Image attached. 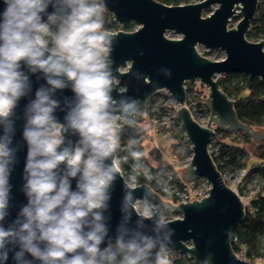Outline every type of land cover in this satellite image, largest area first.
Listing matches in <instances>:
<instances>
[{"label": "clouds", "instance_id": "clouds-1", "mask_svg": "<svg viewBox=\"0 0 264 264\" xmlns=\"http://www.w3.org/2000/svg\"><path fill=\"white\" fill-rule=\"evenodd\" d=\"M3 4L0 264H7L9 253L13 264H161L160 252L170 243L174 229L168 227L162 210L150 203L145 204L147 216L138 213L130 194L123 201L125 215L115 243L109 241L100 248L108 233L103 212L110 200L109 188L119 175L114 156L116 129L120 122L133 124L141 114L140 101L128 97L127 85H121L120 66L113 67L115 39L104 26V0H3ZM22 63L30 73H41L47 86L37 89L24 110L22 138L27 156L22 191L27 204L5 228L9 176L15 162L10 118L18 101L31 91ZM124 63L131 66L134 61ZM66 88L74 98L66 101L68 111L61 124L54 116L60 102L53 96ZM68 132L77 134L79 140L74 147L62 148ZM131 155L139 157L140 153ZM109 158L112 162L106 164ZM77 177L72 191L70 181ZM129 207L139 217L135 229L126 227ZM145 220L151 221L147 231ZM201 264H211L210 254Z\"/></svg>", "mask_w": 264, "mask_h": 264}, {"label": "water", "instance_id": "water-1", "mask_svg": "<svg viewBox=\"0 0 264 264\" xmlns=\"http://www.w3.org/2000/svg\"><path fill=\"white\" fill-rule=\"evenodd\" d=\"M258 1L203 0L195 4L166 6L156 0H104V11L113 16L114 23L120 26L135 23L139 26L132 32L111 33L115 39L111 54L113 67L120 66L118 75L121 85H127V96L140 101L141 114L134 123L143 120L151 97L157 91L167 90L173 101L181 106L177 113L180 125L171 136L185 139L192 152L190 162L182 173V181L190 184L199 178H205L211 188L207 190L208 196L200 201L172 204L163 200L147 184L130 187L116 165L114 152L120 176H117L109 188L110 200L103 212L108 233L100 245L101 249L107 247L109 241L115 243L117 229L125 215L122 211L123 201L130 194L136 203H150L155 209L180 216L167 221L170 224L168 227L174 229L167 249L185 255L196 264H201L209 254L211 264H252L237 258L231 247V235L245 220L244 206L238 195L223 183L208 146L214 135L213 127L229 134L242 133L258 143L263 140L258 132L237 119L234 102L220 90V80L228 74H244L264 83V41L252 43L246 39ZM213 7V12L204 17L203 13ZM3 10V0H0V12ZM52 11L51 7L47 9L48 13ZM233 17H239V21L235 28L229 29ZM46 18L45 15L44 19ZM168 32L180 35L181 38L168 39L165 37ZM199 46L209 52L221 50L225 58L212 61L198 53ZM128 60L134 61V64L129 66L124 63ZM21 71L28 75L31 91L18 101L10 118L14 127L11 147L15 149V162L9 176L11 191L8 215L3 222L5 228L16 220L21 208L27 204L22 191L27 156V144L22 138L24 110L35 99L37 89L47 86L41 73H30L23 63ZM136 73H139L138 79L135 77ZM197 82L208 90L209 120L206 127L195 122L185 107L184 85H194ZM113 97L119 99L115 92ZM73 98L70 88L58 90L54 94L53 99L60 102V107L54 112L59 123H64L68 111L66 101L70 103ZM261 101L264 103V97ZM64 139L62 148L69 144L74 147L79 136L68 132ZM111 162V158L105 161L106 164ZM63 169L64 165L61 164L60 171ZM77 179L78 177L70 181L72 191L76 190ZM125 184L132 190L130 193ZM127 214L129 220L126 227L135 229L139 217L131 207L127 208ZM144 225V231H147L151 227V221L145 220ZM7 264H13L11 253ZM34 264L39 262L34 261Z\"/></svg>", "mask_w": 264, "mask_h": 264}, {"label": "trees", "instance_id": "trees-1", "mask_svg": "<svg viewBox=\"0 0 264 264\" xmlns=\"http://www.w3.org/2000/svg\"><path fill=\"white\" fill-rule=\"evenodd\" d=\"M166 6H180V1L188 3L189 1H203V0H156ZM105 20V28L113 33V28L116 25L112 18L103 10ZM134 25L129 23L120 28L123 31H132ZM249 38L260 39L264 38V0H259L257 6V15L251 22L250 29L246 35ZM194 87L190 86L189 90ZM220 90L227 95L229 99L234 102V111L237 119L249 126L252 130L258 132L263 140L261 143H255L254 147H250L253 140L242 133L229 134L223 132L220 142H218V153L216 157H212L217 166L218 171L222 172L224 169L230 171H239L247 169L248 175L244 184L251 183L256 176H264V168L255 167L258 161L264 159V83L258 78H250L244 74H228L224 75L220 80ZM149 103L146 105V109ZM136 131L143 133L144 129L140 128L137 124L133 123L121 131L122 134L126 131ZM229 137L230 141H224ZM143 153V147L139 150ZM155 150L151 151V155H155ZM157 153V152H156ZM124 153L116 156V163L118 168H128L126 162L122 160ZM144 156V155H143ZM145 159V157H144ZM146 160V159H145ZM147 162V161H146ZM148 163V162H147ZM221 163V165H219ZM264 178V177H263ZM139 184H143L142 177L137 178ZM243 184V185H244ZM155 192H157L163 200L172 204H177L175 199L167 197L165 194L155 187L154 184L149 185ZM243 187L240 191H243ZM255 197L251 203V209L254 211L250 213L246 210L245 220L241 225H238L232 237L237 239L236 243L232 244L234 253L242 251L244 260L249 263L260 261L264 264V241L259 238L262 236L264 239V184L253 190ZM241 194V193H240ZM179 217L177 213H174ZM169 264H196L186 258L173 260Z\"/></svg>", "mask_w": 264, "mask_h": 264}, {"label": "built area", "instance_id": "built-area-1", "mask_svg": "<svg viewBox=\"0 0 264 264\" xmlns=\"http://www.w3.org/2000/svg\"><path fill=\"white\" fill-rule=\"evenodd\" d=\"M191 2L200 3L202 1ZM180 6H182V4H180ZM113 33L116 32L114 31ZM260 41H264V38H260L257 40V42ZM190 86L194 87V85L189 83H186L184 85V89L186 92L185 107L190 111L191 117L195 122H197L202 127H206L209 120V108L207 104L208 90L205 88L207 90V93L200 96L196 92L195 88H193V90H189ZM180 107L181 106L173 101L170 93L165 89L157 91V93L153 97H151V99L149 100V107L145 110V115L148 119L147 122L149 123V129L153 133V135H165L178 128V126L180 125V121L178 119L177 113ZM128 125L129 124L120 122L119 126L117 127L116 132L118 140L114 144V152L116 156L124 153L122 160L126 162L128 168H119V170L122 177L124 178V181L130 187H137L142 185L137 182V178L142 177L144 180L143 184H154L155 187L160 191V193L165 194L171 199H175L177 201V204L200 201L201 199L208 196L207 190H210L211 186L208 184L205 178H199L195 182L188 184L183 182L181 178L178 177L176 169H170L171 167L165 169L167 172L166 175L161 176L160 173L157 174V172H155L153 177V175H151L149 172V170L151 169L150 166L144 159L143 153L139 151L142 147V143L146 140V135L144 132L138 133L136 131L130 130H126L122 134L121 131H123ZM223 132L224 131L213 127L214 135L211 143L208 146V151L213 157L219 155L218 142H220V139L223 137ZM130 141H134V143H129ZM171 151L173 153L170 156L171 162H179L180 145L178 142H175L172 145ZM132 152L140 153L139 157L132 156ZM219 165H221V163H219ZM255 167L264 168V159L258 161V164ZM248 172L249 170L247 171V169H241L239 171H230L224 169L222 172L219 171L223 183L231 190H233L242 201L245 216L246 210H248L250 213L254 212L251 209V203L252 200L255 199L252 190L248 188V183L244 184V180H246ZM243 186L244 188L241 192L240 188ZM178 218H180V216ZM236 241L237 239L235 237H232L231 235V247L232 244L236 243ZM160 255L162 257L161 264H169L173 260L186 258L185 255L167 248L161 250ZM235 255L237 258L244 260V254L241 250L235 253ZM252 264L263 263L257 261Z\"/></svg>", "mask_w": 264, "mask_h": 264}, {"label": "rangeland", "instance_id": "rangeland-1", "mask_svg": "<svg viewBox=\"0 0 264 264\" xmlns=\"http://www.w3.org/2000/svg\"><path fill=\"white\" fill-rule=\"evenodd\" d=\"M180 4L188 5V4H195V2L189 1L188 3H185L183 1H180ZM214 9H215V7H213L210 11L204 12L203 16L205 17V16L209 15L211 12H213ZM107 14L110 16V18L113 19V16L111 14H109V13H107ZM238 21H239V17H233L228 28L229 29L235 28ZM132 24L134 25L132 31L136 30L139 27L135 23H132ZM115 25H116V28H113V32L114 31L115 32L123 31V30H120V28L122 26L118 25L117 23H115ZM132 31H125V32H132ZM165 37L168 39H172V40H177V39L181 38L180 35H177L173 32L166 33ZM246 39L252 43L257 42V39L249 38L247 36H246ZM197 51L200 55H202V56H204V57H206L212 61H220V60L225 58V54L221 50H214V51L209 52L206 49H204L203 47L199 46V47H197ZM194 85H195L194 88H195L196 92L200 96L207 93V90L204 87H202L201 85H199L198 82ZM147 121H148L147 116L144 113L143 120L141 122L136 123V124L140 128L144 129V133L146 135V140L142 143V147H143V155H144L146 161L148 162V165L151 168L149 170L150 174L153 175V177H154L155 172H157V174L160 173L161 176H164L167 174L165 169L171 167L170 169H176L177 170L178 177L181 178V180H182V174L181 173L187 167V165H188V163L192 157V152L190 150L189 144L183 138H173L171 135H172L174 130L170 133L165 134V135H156V136L153 135V133L149 129V123ZM225 140L227 142L230 141L229 137L224 139V141ZM175 142H178L180 145V151H179L180 152V159H179V162L176 161L174 163V162H171L170 156L173 154L171 151V147ZM255 143H258V142L253 140V143L250 145V147L253 148ZM126 145H127V143H126ZM153 150H155L157 152V153L155 152V155H153V154L151 155V151H153ZM263 177L264 176H256L254 178V180L251 181V183H248V185H249L248 188L253 191V190L261 187L264 184V178ZM136 209L142 215H148L149 214V210L146 208V206L144 205L143 202L138 201L136 203ZM162 213L165 216L166 221H170V220L178 218V216L175 215L173 212H168L165 210V211H162ZM259 239L261 241H264L262 236Z\"/></svg>", "mask_w": 264, "mask_h": 264}, {"label": "crops", "instance_id": "crops-1", "mask_svg": "<svg viewBox=\"0 0 264 264\" xmlns=\"http://www.w3.org/2000/svg\"><path fill=\"white\" fill-rule=\"evenodd\" d=\"M258 3H259V1H258ZM256 15H257V11H256V13H255L254 19H255ZM254 19H253V20H254ZM253 20H252V21H253ZM194 86H195V85H194ZM176 171H177V170H176ZM183 171H184V170H183ZM182 173H183V172H182ZM182 173H181V174H182Z\"/></svg>", "mask_w": 264, "mask_h": 264}]
</instances>
